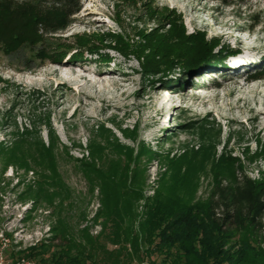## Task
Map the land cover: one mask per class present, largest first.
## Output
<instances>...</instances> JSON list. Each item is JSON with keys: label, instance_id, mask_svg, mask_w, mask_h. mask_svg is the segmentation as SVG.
<instances>
[{"label": "rangeland", "instance_id": "rangeland-1", "mask_svg": "<svg viewBox=\"0 0 264 264\" xmlns=\"http://www.w3.org/2000/svg\"><path fill=\"white\" fill-rule=\"evenodd\" d=\"M6 1L10 7L0 13V26L8 13L53 5ZM77 5L64 27L40 33L43 43L17 52L0 44L1 264L27 259L29 248L55 239L59 216L72 227L91 226L87 220L99 206L98 189L91 194L90 174L78 162L88 158L90 144L117 140L111 143L113 158L128 165L141 184L138 213L145 199L158 194L204 202L215 179L228 181L239 172L264 183V77L255 75L264 65V0ZM204 44L212 50L202 63L167 68L180 50ZM155 67L160 71L150 70ZM47 123L55 150H24L28 171L10 144L26 129L21 146L38 144L36 128L48 146ZM52 177L71 198L59 215L39 196ZM98 231L94 226L92 233ZM259 242L264 249V234Z\"/></svg>", "mask_w": 264, "mask_h": 264}, {"label": "trees", "instance_id": "trees-1", "mask_svg": "<svg viewBox=\"0 0 264 264\" xmlns=\"http://www.w3.org/2000/svg\"><path fill=\"white\" fill-rule=\"evenodd\" d=\"M5 1L0 2V13L9 10L10 3ZM51 1L53 5L49 10L38 5L8 13L9 17L0 26V36H8L5 40L1 38L0 44L13 52L27 44L43 43L40 33L61 29L78 10L77 0ZM44 11H54L55 14ZM211 50L212 46L205 44L200 50L184 48L167 68H174L175 64L182 70L194 68L193 62L202 63L203 57L210 55ZM37 53L41 55V51ZM160 69L150 70L157 72ZM255 75L264 77V65ZM46 125L50 137L48 146L40 141L36 128L33 133L39 137L38 144H29L26 149L21 146L25 143L23 136L27 129L10 144L14 159L28 171L29 160L24 150L47 153L55 150L54 131L49 123ZM113 141L116 143L117 140ZM112 142L90 144L88 158L78 161L90 174L91 194L98 189L99 206L94 216L87 220L91 226L80 228L77 224L72 227L66 225L67 219L59 216L53 227L56 235L53 242H42L29 248L25 258L39 264H264V249L259 242L264 234L263 182L239 172L228 181L215 179L204 202L188 204L177 195L158 194L145 199L143 212L138 213L141 184L130 176L128 165L113 158L115 147ZM223 157L236 159L225 154L221 155ZM42 185L39 196L59 215L65 201L71 199L70 193L65 196L54 177ZM84 219L83 211L79 221ZM94 226L99 227L97 233H92ZM56 240L57 245L54 244Z\"/></svg>", "mask_w": 264, "mask_h": 264}, {"label": "built area", "instance_id": "built-area-1", "mask_svg": "<svg viewBox=\"0 0 264 264\" xmlns=\"http://www.w3.org/2000/svg\"><path fill=\"white\" fill-rule=\"evenodd\" d=\"M1 263H2V261H1ZM11 264H39V263H37L33 260H30V259H20L16 262H12Z\"/></svg>", "mask_w": 264, "mask_h": 264}]
</instances>
